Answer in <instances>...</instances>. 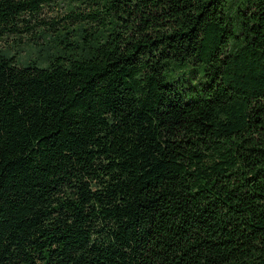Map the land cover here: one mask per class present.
<instances>
[{"label": "trees", "instance_id": "16d2710c", "mask_svg": "<svg viewBox=\"0 0 264 264\" xmlns=\"http://www.w3.org/2000/svg\"><path fill=\"white\" fill-rule=\"evenodd\" d=\"M51 2L0 0V264H264V0Z\"/></svg>", "mask_w": 264, "mask_h": 264}, {"label": "rangeland", "instance_id": "374dc122", "mask_svg": "<svg viewBox=\"0 0 264 264\" xmlns=\"http://www.w3.org/2000/svg\"><path fill=\"white\" fill-rule=\"evenodd\" d=\"M59 3V0H55V3L51 2L48 3L42 10V13L40 15V18L44 20L45 22H53V21H59L66 13V5H57ZM39 28L36 27L35 30H38ZM38 33H33V35H27L25 36V39L22 40L21 46L24 47L27 44V40L31 38V41L29 43H32V41H36L37 43H41V40L37 39ZM13 37H9L7 39L8 43H11L13 41ZM20 57V56H19Z\"/></svg>", "mask_w": 264, "mask_h": 264}]
</instances>
